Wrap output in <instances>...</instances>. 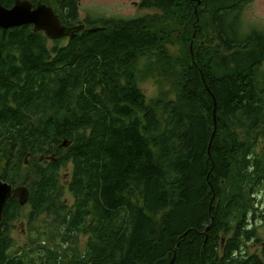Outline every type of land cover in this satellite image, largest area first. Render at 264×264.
Returning a JSON list of instances; mask_svg holds the SVG:
<instances>
[{
    "label": "trees",
    "instance_id": "1",
    "mask_svg": "<svg viewBox=\"0 0 264 264\" xmlns=\"http://www.w3.org/2000/svg\"><path fill=\"white\" fill-rule=\"evenodd\" d=\"M31 1L82 23L81 0ZM141 7L153 13L87 20L66 44L33 25L0 28V173L31 184V227L48 221L15 249L23 207L10 199L0 264H264V47L231 46L229 0ZM176 43L183 52L169 51ZM153 52L174 97L148 100L140 87Z\"/></svg>",
    "mask_w": 264,
    "mask_h": 264
},
{
    "label": "rangeland",
    "instance_id": "2",
    "mask_svg": "<svg viewBox=\"0 0 264 264\" xmlns=\"http://www.w3.org/2000/svg\"><path fill=\"white\" fill-rule=\"evenodd\" d=\"M51 3V0H49ZM142 0H81L80 2V24H86L87 20L97 21V20H110V19H122L128 20L132 18L141 17L145 14L153 13L152 10H147L141 7ZM251 11H248L244 18L251 27H258L260 29L264 28V0H256V2L251 6ZM93 19V20H92ZM97 23V22H96ZM99 25V24H98ZM46 35V34H45ZM47 36V35H46ZM48 37V36H47ZM49 38V37H48ZM66 44L68 39L63 40ZM50 45L53 44V40L49 38ZM169 51L171 50L174 54L183 52L184 44L176 43L174 45H167ZM156 52L150 53L143 57L139 64L138 69L140 71V87L144 91L148 100L155 99L161 94H168L169 96H175V89L172 85L173 78L166 76H160V72L153 69L154 63L156 61ZM261 71L264 74V64L261 67ZM261 81L263 78L261 77ZM259 151L264 148V137L261 139L259 145ZM46 164V163H45ZM47 165V164H46ZM24 172H26V167H24ZM72 173V165L63 167L61 170L62 183L64 185V199L68 202L73 203L74 198L69 191V181ZM260 202V213L264 215V192L259 196ZM32 211V206L27 205L22 208L21 217L18 221L13 224L11 230V236L15 242V249L25 246L30 242L32 233L41 226H45L42 222L47 223V217H44L39 222L36 223V229L31 227L29 221V214ZM259 236L264 240V217H260L256 223ZM36 239L39 237L38 233L35 234ZM44 237V236H42ZM51 240L48 241L50 243ZM251 251L262 254V246H256L251 244Z\"/></svg>",
    "mask_w": 264,
    "mask_h": 264
},
{
    "label": "water",
    "instance_id": "3",
    "mask_svg": "<svg viewBox=\"0 0 264 264\" xmlns=\"http://www.w3.org/2000/svg\"><path fill=\"white\" fill-rule=\"evenodd\" d=\"M24 25H33L36 32H44L52 40L74 38L78 32L86 29V24H80L74 27H68L63 24V21L53 6L47 3L39 2L35 4L31 0H16L14 6L8 8L4 6L3 0H0V28L11 29ZM214 118L217 125L216 107ZM215 133L216 130L213 138ZM69 145L70 143L64 141L62 146L68 147ZM48 160L56 161L52 157H48ZM16 196L20 198L21 205H26L30 200L29 186L20 185L14 187L13 184L5 181L3 175L0 173V226L8 201Z\"/></svg>",
    "mask_w": 264,
    "mask_h": 264
},
{
    "label": "flooded vegetation",
    "instance_id": "4",
    "mask_svg": "<svg viewBox=\"0 0 264 264\" xmlns=\"http://www.w3.org/2000/svg\"><path fill=\"white\" fill-rule=\"evenodd\" d=\"M255 2L256 0H229V20H230V30L232 33L231 46L243 47L241 43H244L243 45H247L248 42L245 43V40L249 38L250 39L249 42H251L252 40L259 41L258 45L260 46L262 45L264 47V28L260 29L256 26L251 27L249 24H247L244 18V15L248 11L252 10L251 6ZM212 32H217L216 26L212 29ZM43 160H47L48 162L51 161L48 160V158ZM17 186L20 185H14V187ZM28 186L30 189L31 184L29 183ZM30 198H31V190H30ZM12 199H15L16 201L20 202V198L18 196L13 197ZM27 205H30V200L26 205L24 206L22 205V207H25Z\"/></svg>",
    "mask_w": 264,
    "mask_h": 264
},
{
    "label": "bare ground",
    "instance_id": "5",
    "mask_svg": "<svg viewBox=\"0 0 264 264\" xmlns=\"http://www.w3.org/2000/svg\"><path fill=\"white\" fill-rule=\"evenodd\" d=\"M14 4H15V3H14ZM196 6H197V5H196ZM207 11H208V10H207ZM203 17H204V16H203ZM204 18H205V17H204ZM199 19H200V18H199ZM92 20H93V19H92ZM202 20H204V19H202ZM106 21H107V20H106ZM166 22H167V21H166ZM228 22H229V21H228ZM185 23H186V22H185ZM194 23H195V22H194ZM83 24H84V23H83ZM223 25H224V24H223ZM168 27H169V26H168ZM86 28H87V27H86ZM170 31H171V30H170ZM79 33H80V32H79ZM201 38H202V37H201ZM173 45H174V44H173ZM194 49H195V48H194ZM236 62H237V61H236ZM258 65H259V64H258ZM263 84H264V83H263ZM57 151H58V150H57ZM51 156H52V155H51ZM42 157H43V156H42ZM48 157H50V156H48ZM47 163H48V162H47ZM47 163H46V164H47ZM62 163H63V162H62ZM48 164H49V163H48ZM37 165H38V164H37ZM37 165H36V166H37ZM57 168H58V167H57ZM228 235H229V234H228Z\"/></svg>",
    "mask_w": 264,
    "mask_h": 264
}]
</instances>
